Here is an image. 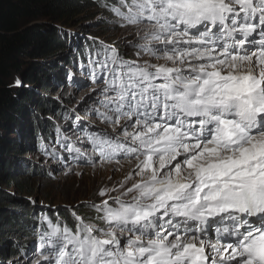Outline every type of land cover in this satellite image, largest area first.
<instances>
[{
    "label": "snow or ice",
    "instance_id": "6c2138e0",
    "mask_svg": "<svg viewBox=\"0 0 264 264\" xmlns=\"http://www.w3.org/2000/svg\"><path fill=\"white\" fill-rule=\"evenodd\" d=\"M98 6L122 36L92 38L90 122L56 143L65 175L71 158L122 177L87 214L41 215L9 264H264V0Z\"/></svg>",
    "mask_w": 264,
    "mask_h": 264
},
{
    "label": "trees",
    "instance_id": "16d2710c",
    "mask_svg": "<svg viewBox=\"0 0 264 264\" xmlns=\"http://www.w3.org/2000/svg\"><path fill=\"white\" fill-rule=\"evenodd\" d=\"M105 2V1H104ZM103 2V3H104ZM113 3L115 0H107ZM93 3L91 0H0V183L13 184L20 192L26 191L25 180L18 178V163L16 157L20 155L22 144L9 141L4 133L13 130L19 134V138L32 130L31 143L38 151L44 152L46 141L52 142L53 133L56 134V125L53 122L36 117V121L29 120L24 115L25 105L34 102L32 93L24 90H14L9 86V79L19 75L24 84H37L42 91H46L47 79L56 77L61 80L63 76L70 79L67 71L48 66L50 58H57L62 63L75 65L76 63L88 64L89 53H93V41L86 40L70 57L65 56L67 37L58 36L54 23L69 26L72 17L88 10ZM53 23V24H52ZM79 45V43H78ZM95 47H100L96 42ZM67 76V77H66ZM37 103V101H36ZM38 105V106H37ZM38 109H48L43 102H38ZM47 107V108H46ZM53 111L58 117L65 115L66 111L57 106ZM26 129L22 132V123ZM30 121V122H29ZM43 133L44 138L40 135ZM25 143V142H24ZM26 144V143H25ZM45 145L42 150L41 145ZM26 150L25 152H27ZM50 152H53L50 150ZM14 198L7 192L0 190V261L13 257L16 252L24 250L20 243L9 245L7 238L12 229H17L20 235L26 237L24 244H28L30 237L36 239L34 225L39 224L41 215L51 217H67L71 220V214L66 211L54 214L42 211L40 216L32 213L28 203L12 202ZM13 203L14 205H10ZM10 209V213L6 210ZM21 247V248H20Z\"/></svg>",
    "mask_w": 264,
    "mask_h": 264
},
{
    "label": "rangeland",
    "instance_id": "374dc122",
    "mask_svg": "<svg viewBox=\"0 0 264 264\" xmlns=\"http://www.w3.org/2000/svg\"><path fill=\"white\" fill-rule=\"evenodd\" d=\"M93 6L88 10L76 14L72 17V22H68L69 26L52 23L56 28L58 36L67 37L65 49V56L70 57L74 55L78 47L83 44L87 39L93 41L92 38H96V41L104 42L105 44L111 45L114 41L119 42L122 32L119 29H113L110 22H106V18L110 15L107 9L101 8L98 5L102 4L105 0H91ZM109 1V0H108ZM71 33V35H69ZM79 43V45H78ZM48 66L54 68L59 66V70L68 71L72 73V78L66 79L65 76L61 80L56 77H50L47 79L46 91H42L40 86L37 84H24L20 79L19 75L13 76L9 79V86L14 85L17 78L22 81V84L26 87V90L33 94L35 101L28 102L25 105L26 117H30V121H36V117L42 120H48L53 122L60 127L62 133H66L71 139H74V132H78V129H73L72 125L88 124L90 122L91 114L88 112V108L92 105V101L84 103L82 98H85L93 87L97 85L92 84L90 75H85L86 67L79 68L73 67L75 65H68L62 63L57 58H50L48 60ZM102 86V85H100ZM14 90H25L21 87L11 86ZM95 98V97H94ZM37 101V103H36ZM38 102L45 103L48 109H38ZM37 105V106H36ZM57 106L61 107L62 110L68 114V119L65 120L64 116L58 117L53 111V108ZM47 108V107H46ZM79 115L81 120L77 121L76 116ZM29 121V122H30ZM23 127L21 130L28 128L21 123ZM32 130L19 138V134L13 130H9L4 133V137L9 141L18 142L20 139L22 149L20 155L16 157L18 165V178L25 180L26 191H18L13 184L0 183V190L7 192L14 198L12 202L16 203H28L32 213H36L40 216L42 211H48L56 214L60 211H68V208H74L78 214H87L89 209L84 207H78L82 202H88L93 199L94 191L102 186V183H108V177L112 176V181L119 180L122 177L121 172L112 174L109 170H101L99 167L94 171L90 166H85L77 161L69 158L65 163L71 167L72 172L65 175L67 169L64 163L60 162L61 157H68V153L56 143V136L53 133L52 142L46 141L47 144L44 152L38 151L34 148L31 143ZM40 135L44 138L45 136L41 132ZM26 144H25V143ZM28 150L27 152H25ZM50 150L57 152V156L53 157L47 155ZM74 155V154H73ZM125 169L128 167L127 163L124 162ZM111 167V166H109ZM76 172H82L83 176H77ZM51 173V174H50ZM30 198V199H29ZM35 201L33 205L32 201ZM14 205L13 203H9ZM10 209H7V212ZM12 213V212H11ZM94 215V213H93ZM10 243H20L23 241L22 248L28 250H34L36 247V240L30 237L28 244H24L27 240L26 237L20 235L17 229H12L8 233ZM20 247V248H21ZM6 249H9V245ZM21 253L16 254L3 261V264H9V261H14L17 257H20Z\"/></svg>",
    "mask_w": 264,
    "mask_h": 264
}]
</instances>
